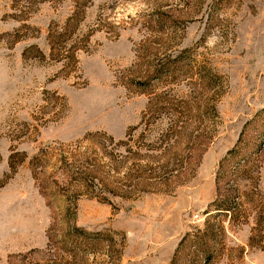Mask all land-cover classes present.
<instances>
[{"label": "rangeland", "instance_id": "rangeland-1", "mask_svg": "<svg viewBox=\"0 0 264 264\" xmlns=\"http://www.w3.org/2000/svg\"><path fill=\"white\" fill-rule=\"evenodd\" d=\"M207 226L264 264V0H0V264H170Z\"/></svg>", "mask_w": 264, "mask_h": 264}, {"label": "trees", "instance_id": "trees-1", "mask_svg": "<svg viewBox=\"0 0 264 264\" xmlns=\"http://www.w3.org/2000/svg\"><path fill=\"white\" fill-rule=\"evenodd\" d=\"M235 150H231L229 151L227 154L231 155L234 154ZM228 159L224 158L222 161H221V165H220V170H222V168L224 167L225 163L227 162ZM218 178V177H217ZM219 180V178L217 179V181ZM222 198L220 197V194L218 195L217 199L213 202L212 206L215 207L214 210L218 211V212H229L230 209L228 208L229 206L227 205V200H221ZM226 214V213H225ZM213 226H211V230L208 229V226L206 227L205 231L202 233V235L199 234V231H197L196 234H193L191 235L192 238H190V235L189 234H186L183 238V240L179 243L175 253H174V256L170 262V264H176V261L178 259V256L183 248V245L184 244H188V246H191V245H197V247L195 248V253L196 254H199L198 255V258H202L201 259V263L202 264H209L211 259H212V256H211V248L210 250L206 249L205 247H207V243L206 241L207 240H210L211 238L214 237V234L212 233L213 231ZM209 230V231H208ZM209 247V246H208ZM193 251V252H194Z\"/></svg>", "mask_w": 264, "mask_h": 264}]
</instances>
